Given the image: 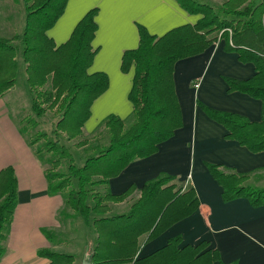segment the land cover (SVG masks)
Listing matches in <instances>:
<instances>
[{
  "label": "trees",
  "instance_id": "obj_1",
  "mask_svg": "<svg viewBox=\"0 0 264 264\" xmlns=\"http://www.w3.org/2000/svg\"><path fill=\"white\" fill-rule=\"evenodd\" d=\"M21 1L26 12L21 54L32 96L31 110L39 118L46 109H56L60 116L53 135L64 134L68 140L75 139L90 117L92 103L108 88L104 73H88L95 55L92 41L97 30L98 10L88 11L69 39L56 47L47 32L62 16L68 0ZM175 1L186 13L199 15L200 19L194 25L174 28L161 37L152 36L139 26L137 48L122 55L121 72L133 69L128 94L133 108L132 124L126 127L119 117H107L102 125L108 133V144L97 155L88 157L82 166L70 164L67 178L46 171L48 191L52 195L70 187L72 179L77 182V189L70 190L64 200L77 216L91 223L96 236L92 264H225L218 250L209 249L207 242L180 247V237L169 239L160 249L137 258L142 237L145 242L152 241L199 208L195 191L182 190L172 176L163 175L145 183L128 213L107 215L108 204L125 201L136 189L131 185L124 192L113 195L107 188L108 181L131 162L156 153L158 145L182 126L174 89V65L202 53L217 40L218 32H222L219 37L225 41L226 50L236 53L240 62L253 64L255 71L247 80L225 79L227 91L259 100L262 118L259 122H250L237 114L216 111L202 104L200 107L208 118L224 127L226 139L236 141L252 153L264 152V0H223L218 11L202 0ZM13 40L0 38V96L13 87L16 78L17 49L12 45ZM48 83L51 90L42 92ZM30 123L36 124L32 120ZM22 132L26 133L23 129ZM35 143L30 141L32 146ZM47 147L49 153L72 160L57 140ZM35 153L40 154L38 150ZM49 163L56 166L59 160ZM207 168L222 189L223 202L244 198L252 207L264 206V188L246 186L247 175L226 173L218 165L208 164ZM56 178L63 180L54 184ZM95 187H103V194L92 192ZM89 192L91 205L87 203ZM16 204V178L13 169L8 167L0 172V242ZM2 253L0 247V258ZM38 256L49 264H73L75 261L73 255L50 250H40Z\"/></svg>",
  "mask_w": 264,
  "mask_h": 264
},
{
  "label": "crops",
  "instance_id": "obj_2",
  "mask_svg": "<svg viewBox=\"0 0 264 264\" xmlns=\"http://www.w3.org/2000/svg\"><path fill=\"white\" fill-rule=\"evenodd\" d=\"M213 1L220 5L223 2ZM18 4L22 1L0 0V38H14L12 45L21 49L24 30L21 20L25 23V17L20 19ZM22 7L26 16L23 4ZM94 8L98 10L92 41L95 55L88 73H104L108 88L90 107V117L82 128V135L86 136H92L111 115L124 120L132 114L128 94L133 69L122 73L120 66L123 53L138 46V27L161 37L174 28L194 25L200 19L199 15L182 10L175 0H68L47 36L56 47L64 44L78 22ZM225 47V41L217 37L202 53L176 62L173 81L182 126L158 145L156 153L131 162L108 181L107 188L113 195L131 185L136 187L127 200L110 204L108 216L128 213L140 197L142 186L163 175L174 177L173 182L184 191L193 189L198 198L199 208L192 215L150 242L142 237L137 258L160 249L169 239L180 237V247L207 242L209 249L218 250L225 264H264V206L252 207L244 198L223 202L222 189L207 168L208 164L218 165L226 173L247 175L246 186L264 188L258 186L264 182V152L252 153L236 141L226 139L224 127L208 118L200 107L202 104L237 114L250 122L262 118L259 100L227 91L225 79L247 80L255 71L253 64L240 62L238 55ZM16 78L13 87L0 96V172L12 168L17 183V204L1 241L0 264H49L38 252L50 250L73 255L66 252L75 238L82 249L77 253L81 257L93 248L95 233L91 223L64 208L60 194L49 193L46 168L20 125L31 110L32 96L28 87L24 90L28 98L23 101L22 94L16 92ZM90 232L94 233V240ZM78 238L84 243L80 244Z\"/></svg>",
  "mask_w": 264,
  "mask_h": 264
},
{
  "label": "rangeland",
  "instance_id": "obj_3",
  "mask_svg": "<svg viewBox=\"0 0 264 264\" xmlns=\"http://www.w3.org/2000/svg\"><path fill=\"white\" fill-rule=\"evenodd\" d=\"M203 2L212 5V7L215 9V11H218L219 7L221 6L219 2H214L213 0H202ZM21 3V2H19ZM18 8L21 10V18L25 17V13L22 7V4H18ZM17 13V12H16ZM16 18H18V15L16 14ZM21 26L23 27L24 20L22 22L21 20ZM222 32H218L217 36L219 37ZM229 35H231V32L228 30ZM16 57L18 60V70H17V78H16V92H19L23 96V101L26 102V99L28 98L26 96V93L24 92L28 90V86L26 85L25 81V73H24V63L22 60V54H21V49L20 46L17 48L16 52ZM51 90L50 84L48 83L46 86H44L41 91H49ZM24 93V94H23ZM21 97V96H20ZM24 105V104H23ZM46 105L43 106L45 108ZM24 113V111H23ZM60 116V113L54 110H45L44 114L37 118L33 114L32 110H28L27 114L24 115V118L21 119L20 125L21 128L26 132L27 137L30 141L36 142L34 146L35 152L38 150L39 155L38 157L41 159L42 164H44V167L46 168V171H50L54 175H59L63 176V178L69 177V171H68V166L72 164L73 166H82L84 159H87L88 157H93L97 155L102 147L107 146L108 144V133L107 130L101 126L92 136H86V135H81L75 139L68 140L64 134H60L58 136L53 135V130H54V125L58 121ZM34 121L35 126H32L30 121ZM126 127L130 126L133 122V117L129 116L128 118L124 119ZM58 141L60 145H63L66 149L67 152L70 154L72 160L69 161L67 159L63 160L61 156L56 155V153H49L47 151L48 147L47 144L53 143L55 141ZM78 143H82V145H79ZM78 144V145H77ZM59 160V163L54 166L53 164L49 163L50 160ZM63 179H54L53 183L58 184L61 182ZM245 185L247 184V181L244 183ZM254 185H256L254 183ZM259 187H264V182L258 184ZM249 187H254V186H249ZM257 188V187H254ZM77 189V182L76 180L72 179L70 187L66 188L63 190V192H60V195L62 196L63 200L65 199V196L70 192V190H76ZM92 192H98L103 194L104 188L103 187H95L92 189ZM91 192V193H92ZM90 194V192H89ZM92 194H90V197L87 200V203L89 205L92 204L91 200ZM132 195H130L128 198H130ZM127 198V199H128ZM126 199V200H127ZM65 201V200H64ZM112 204V203H110ZM108 204V206H110ZM115 204V203H114ZM117 204V203H116ZM64 208L67 209L68 211L72 212L70 210V207L67 206L64 202ZM110 209V207H109ZM74 216H76L75 213H73ZM110 214V213H109ZM108 214V215H109ZM93 216V215H91ZM93 217H91L92 219ZM83 222V221H82ZM92 240H94V233H89ZM76 239V238H75ZM71 240L72 245L69 250H67L66 253H75L73 255H76V259L73 264H81L84 256L86 255H81V257H78L77 253H79L82 249L81 246L77 243V241ZM80 238H78L79 240ZM81 241L80 244L84 243V240H79ZM0 247H1V242H0ZM92 248L90 249V251ZM89 253V251H88ZM87 253V254H88Z\"/></svg>",
  "mask_w": 264,
  "mask_h": 264
},
{
  "label": "water",
  "instance_id": "obj_4",
  "mask_svg": "<svg viewBox=\"0 0 264 264\" xmlns=\"http://www.w3.org/2000/svg\"><path fill=\"white\" fill-rule=\"evenodd\" d=\"M92 257H93V253L91 250V251H89L88 254L85 255L81 264H92Z\"/></svg>",
  "mask_w": 264,
  "mask_h": 264
}]
</instances>
